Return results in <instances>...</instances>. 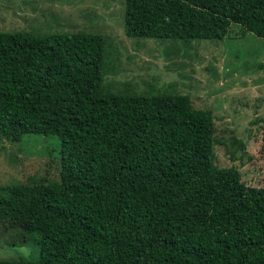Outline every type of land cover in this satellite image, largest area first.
<instances>
[{
	"label": "trees",
	"instance_id": "16d2710c",
	"mask_svg": "<svg viewBox=\"0 0 264 264\" xmlns=\"http://www.w3.org/2000/svg\"><path fill=\"white\" fill-rule=\"evenodd\" d=\"M127 37L264 38V0H123ZM106 39L0 30V137L54 135L58 181L0 192L38 257L0 264H264V185L215 167L214 116L186 94L103 90ZM227 142L240 156L245 135ZM54 159H50L53 165Z\"/></svg>",
	"mask_w": 264,
	"mask_h": 264
},
{
	"label": "rangeland",
	"instance_id": "374dc122",
	"mask_svg": "<svg viewBox=\"0 0 264 264\" xmlns=\"http://www.w3.org/2000/svg\"><path fill=\"white\" fill-rule=\"evenodd\" d=\"M123 0H0V30L34 34L83 30L106 39L103 90L186 94L214 116L213 164L233 167L248 185H264V38L232 23L222 40H162L124 34ZM245 135L239 157L228 141ZM60 141L54 135L0 137V192L17 184L58 181ZM54 159L53 165L50 159ZM33 241L0 221V260L38 257Z\"/></svg>",
	"mask_w": 264,
	"mask_h": 264
}]
</instances>
